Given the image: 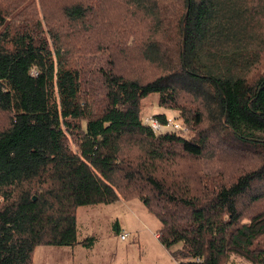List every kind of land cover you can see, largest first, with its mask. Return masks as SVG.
Wrapping results in <instances>:
<instances>
[{"label": "trees", "instance_id": "1", "mask_svg": "<svg viewBox=\"0 0 264 264\" xmlns=\"http://www.w3.org/2000/svg\"><path fill=\"white\" fill-rule=\"evenodd\" d=\"M46 1L0 0V264L88 248L77 210L131 200L179 264H264V0ZM153 94L191 138L142 124Z\"/></svg>", "mask_w": 264, "mask_h": 264}, {"label": "rangeland", "instance_id": "2", "mask_svg": "<svg viewBox=\"0 0 264 264\" xmlns=\"http://www.w3.org/2000/svg\"><path fill=\"white\" fill-rule=\"evenodd\" d=\"M37 1L38 0H25V6L28 7V5L33 2L36 4ZM49 2L51 1L47 0L45 4L50 10L52 8ZM21 11L20 9H16L14 13L8 15L6 20L14 22V20L18 18L16 16L22 15ZM118 16L123 20H131L132 18L130 12L126 9L120 10ZM41 17L42 15L39 14L37 17L38 20H40ZM124 29L125 28L122 27L119 32L126 35ZM99 37L93 34L88 38L86 46H83L82 43L80 46L77 45L76 48L80 53L76 54L73 58L76 63L90 67L93 72L95 69L105 65L103 61L106 56L105 52L101 50L91 52V46L96 44ZM127 40L129 42L128 37ZM89 44L91 46H89ZM100 58L103 62L100 61ZM137 69L138 68H136L135 71ZM255 71L258 74H264V56ZM157 96V94H153L140 101V119L142 124L147 125L146 120L149 119L158 121L155 116L163 114L166 119L169 117L175 118L182 125V128H186L185 132H187V135H184L185 138H191L195 134V131L190 130L186 126L187 124L185 125L184 119L180 117V112L178 110H167L159 107L157 104ZM5 125L6 116L0 113V128ZM162 135L165 134H154V136L157 137ZM184 136L181 137L184 138ZM126 206H128V208ZM126 206L117 205L108 207L107 209L105 205H96L79 208L76 218L78 222L77 236L79 237V241L84 240L86 237H93L94 243L92 250L85 249V247H81V245H77L71 249L69 247H37V250L34 252V264H46L45 262H47L48 259L51 260V264H56L57 262V264H67L66 262L68 261L73 264H178L174 262L170 254L180 249V244L174 245L169 251L164 249L155 237L160 227L159 221L148 213L146 207L138 200H131ZM86 211L89 212L86 213ZM90 214H96L97 218H90ZM115 217L123 222L122 228L124 232L130 235L125 241L120 240L115 229L114 231L111 230V225L114 223ZM139 218L144 220V222H140ZM67 258L71 259L69 260ZM227 261L228 264H249L233 255L229 256Z\"/></svg>", "mask_w": 264, "mask_h": 264}, {"label": "built area", "instance_id": "3", "mask_svg": "<svg viewBox=\"0 0 264 264\" xmlns=\"http://www.w3.org/2000/svg\"><path fill=\"white\" fill-rule=\"evenodd\" d=\"M30 75L32 76L36 75L34 69L30 70ZM146 123L147 125L144 124L143 125L146 128H149L151 132L154 134L156 133L158 135H161V134L173 133V134H178L180 136L187 135V132H185L186 128L185 127L182 128V125L173 117H169L168 119H166L165 123H161L153 119L146 120ZM129 237L130 235L126 233L120 234L121 241H125Z\"/></svg>", "mask_w": 264, "mask_h": 264}, {"label": "crops", "instance_id": "4", "mask_svg": "<svg viewBox=\"0 0 264 264\" xmlns=\"http://www.w3.org/2000/svg\"><path fill=\"white\" fill-rule=\"evenodd\" d=\"M128 203H130V201L128 202ZM128 203H125V202H123V201H116V202H114L113 204H111V205H105V207H107V209H108V207H113V206H117V205H123V206H126V204H128ZM99 205H103V204H99ZM98 205V206H99ZM127 208H128V206H126ZM87 212H89V211H86V213ZM91 212V211H90ZM89 215V214H88ZM90 218H97V215L95 214V215H91L90 214ZM76 218H77V214H76ZM90 220H92V219H90ZM139 220H140V222H144V220H142V219H140L139 218ZM76 222H77V220H76ZM77 224H78V222H77ZM114 224H117V229L119 230L118 231V235H119V238H120V234H123V233H125L124 232V229L122 228V224H123V222H121V221H119L118 219H117V217H115V220H114V223H112V225H111V230L113 231V226H114ZM157 233V232H156ZM78 237V236H77ZM156 239H157V241L159 242V244L163 247V245L160 243V241H159V239L157 238V234H156ZM79 238V237H78ZM85 240V239H84ZM75 246H77V245H75ZM75 246H73V247H75ZM93 246V245H92ZM92 246H90V247H88V248H85V249H88V250H92ZM57 247V246H56ZM55 247V248H56ZM73 247H71V248H73ZM81 247H83V246H81ZM64 248H68V247H64ZM70 248V249H71ZM164 248V247H163ZM165 249V248H164ZM37 250V248L34 250V252ZM166 250H168V249H166ZM169 251V250H168ZM33 252V253H34ZM172 254H170V256H171ZM34 256H35V253H34ZM34 256H33V260H32V264H34ZM71 258H72V260H73V257L71 256ZM71 258H67V259H71ZM171 258L174 260V262H176V263H178V261L177 260H175L174 259V257H172L171 256ZM50 259H48L47 260V262H45L46 264H51L50 263ZM56 261V260H55ZM58 263V262H57ZM56 263V264H57ZM67 264L69 263V261L68 262H66ZM69 264H73L72 262L71 263H69ZM179 264V263H178Z\"/></svg>", "mask_w": 264, "mask_h": 264}]
</instances>
